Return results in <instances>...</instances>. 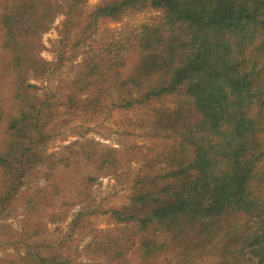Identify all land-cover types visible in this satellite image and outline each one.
<instances>
[{"label":"trees","instance_id":"16d2710c","mask_svg":"<svg viewBox=\"0 0 264 264\" xmlns=\"http://www.w3.org/2000/svg\"><path fill=\"white\" fill-rule=\"evenodd\" d=\"M36 2L26 0L3 24L13 66H32L37 75L48 63L23 50L21 56L16 30L28 31V7ZM146 7L163 11L166 22L100 46L68 96L74 105L78 92L98 85L100 95L106 85L120 110L146 112L149 136L174 141L139 173L131 203L109 213L141 234L140 264H194L216 247L220 257L212 264H264V0H104L84 31ZM22 102L0 155L4 175L17 183L44 138L32 135L42 117L37 98ZM115 255L128 262L125 246Z\"/></svg>","mask_w":264,"mask_h":264},{"label":"rangeland","instance_id":"374dc122","mask_svg":"<svg viewBox=\"0 0 264 264\" xmlns=\"http://www.w3.org/2000/svg\"><path fill=\"white\" fill-rule=\"evenodd\" d=\"M102 1L38 0L28 7L30 28L20 25L16 30L21 56L23 50L25 56L48 63L36 75L32 66L14 67V55L4 45L3 22H9L4 16L17 15L26 0H0V155L6 153L10 118L20 115L26 108L22 99L30 95L37 98L42 114L32 135L44 136L34 143L36 159L31 167L25 165L28 173L22 183L8 180L0 167V192L5 189L0 197V264H39V258L41 264L142 261L137 250L141 234L133 224L117 223L109 211L131 203L139 173L149 170V159L174 141L149 136L153 125L144 124L146 112L120 110L114 90L106 85L100 95L98 85L78 92L74 105L68 96L77 92L74 81L83 64L100 54V46L124 41L166 19L163 11L146 7L120 20L100 19L96 28L85 32L89 16ZM96 98L101 99L96 102ZM51 164L54 169L49 171ZM12 184L15 188L10 191ZM124 246L128 262L119 263L115 250ZM216 249L194 264L217 261Z\"/></svg>","mask_w":264,"mask_h":264}]
</instances>
